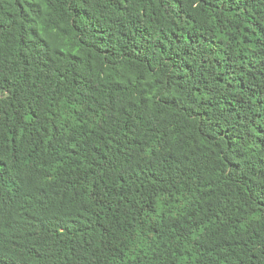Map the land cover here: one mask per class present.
I'll return each instance as SVG.
<instances>
[{"label": "trees", "instance_id": "1", "mask_svg": "<svg viewBox=\"0 0 264 264\" xmlns=\"http://www.w3.org/2000/svg\"><path fill=\"white\" fill-rule=\"evenodd\" d=\"M0 264H264V0H0Z\"/></svg>", "mask_w": 264, "mask_h": 264}]
</instances>
